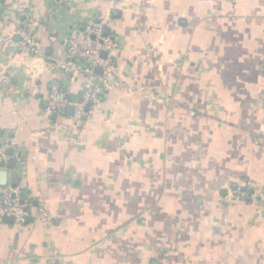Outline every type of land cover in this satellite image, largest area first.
<instances>
[{
	"label": "crops",
	"instance_id": "obj_1",
	"mask_svg": "<svg viewBox=\"0 0 264 264\" xmlns=\"http://www.w3.org/2000/svg\"><path fill=\"white\" fill-rule=\"evenodd\" d=\"M100 19L119 85L77 126L49 95L79 101L66 38ZM34 20L0 55V187L31 206L0 264H264V0H0L1 33Z\"/></svg>",
	"mask_w": 264,
	"mask_h": 264
},
{
	"label": "built area",
	"instance_id": "obj_2",
	"mask_svg": "<svg viewBox=\"0 0 264 264\" xmlns=\"http://www.w3.org/2000/svg\"><path fill=\"white\" fill-rule=\"evenodd\" d=\"M39 26L37 20L25 22L19 30L20 39L13 34L0 32V55L8 49L14 54L38 53L39 50L32 43V36ZM106 20L94 21L86 29L77 24H72L66 38L67 59L62 62L67 80L75 74L83 72L86 76L81 101H72L67 85L55 84L49 95L48 115L68 116L69 106H74V111L69 115L77 126L84 124L89 101L100 102L108 86L119 85L117 68L113 57L114 39L105 34ZM105 52V55L103 53ZM55 64L53 63L52 66ZM101 70V73L96 71ZM11 150V153L8 151ZM11 160L21 162V155L15 151L11 144L0 147V167L2 163L8 164ZM233 193L243 198L254 197L243 188H236ZM30 204L20 197V191L14 186L0 187V219L3 216H13L15 221L24 222L30 216Z\"/></svg>",
	"mask_w": 264,
	"mask_h": 264
},
{
	"label": "water",
	"instance_id": "obj_3",
	"mask_svg": "<svg viewBox=\"0 0 264 264\" xmlns=\"http://www.w3.org/2000/svg\"><path fill=\"white\" fill-rule=\"evenodd\" d=\"M105 34H107V32H105ZM16 39H20V35L19 34H17V35H15L14 36ZM103 55H105V52L103 53ZM96 71L97 72H99V73H101V70L99 69V68H96ZM71 100L72 101H75V96H72L71 97ZM79 101H81V98L80 99H78ZM93 104V101H89V104H88V106H87V111L89 110V107H90V105H92ZM73 111H74V106H69V108H68V113L69 114H72L73 113ZM8 153H11V150L10 151H8ZM15 161H13L12 162V165H15ZM2 167H5V163H2ZM0 176L2 177V179H3V181H2V184L3 185H6L7 184V180H8V172H7V170H5V169H2V170H0ZM1 220L2 221H6V222H14V217L13 216H3L2 218H1Z\"/></svg>",
	"mask_w": 264,
	"mask_h": 264
}]
</instances>
